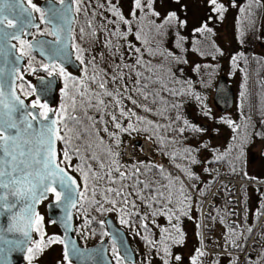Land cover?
I'll use <instances>...</instances> for the list:
<instances>
[{"label":"trees","instance_id":"trees-1","mask_svg":"<svg viewBox=\"0 0 264 264\" xmlns=\"http://www.w3.org/2000/svg\"><path fill=\"white\" fill-rule=\"evenodd\" d=\"M239 5L244 11L240 9L239 14H237L235 36L238 43L247 49L252 47L246 44L247 37L262 33L261 17L264 10V0H243L239 2ZM76 8L77 4L74 5L75 13H77ZM87 16L82 20L83 33L88 28L92 31L96 26V50L87 53V65L78 61V70H84L85 76L80 78L77 76V71L65 69L67 73L75 77V81L70 80L68 82V97H64L61 93V89L64 88V80L58 75L59 87L55 101V113L60 110L62 103L65 105L67 113L64 120L68 128L72 130L68 134L71 137L68 144L57 141L58 163L76 177L82 192L85 191V181L77 168L82 167L88 171V167L91 166L92 169V172L88 173L89 179L85 198L79 199V204L74 210V232L79 243L84 246H92L107 238L104 218L112 216L117 225L126 232L129 242L131 241L130 244L136 257L132 264H152L153 258H156L159 264H164L165 259L168 262L170 259L175 260L178 251L188 243L189 239L192 241L191 232H188L192 225L193 234L197 239L196 245L194 243L190 250L187 249L185 252L188 259L189 253H191L190 260H192L193 257H196V250L201 249V229L203 228L200 210L205 198L221 176L232 179L238 177L244 181L240 185L242 194L241 225L238 227L237 223L234 222L237 218L234 200L231 199L235 194L234 187L229 189L231 183L224 181L217 183L216 189L220 194L211 195L213 204L205 205L207 213L203 216L204 221L209 225L206 228L208 234L215 231L217 227L225 233L224 250L227 253L212 254L211 260L207 253L201 249L204 255L197 257L196 264H238L240 260L238 254L241 253H245L240 261L241 264H264V177L248 175L246 163L247 151L253 144L254 135L261 138L262 132L264 134V57L260 53H252L249 57L247 50L243 55L240 54L241 61L235 62L234 67L241 74L239 98L236 103L240 99L242 106L238 104L236 113L228 118L232 124L230 125L228 122L224 124L230 133L229 141L222 147L213 146L211 148L209 139L205 143L197 141L198 134H191L190 128L184 124V106H189L192 101L201 98L203 91L199 87L197 74L186 64L190 53L186 52L182 45L178 44L176 53V49H167V45L164 44L167 32L164 28H167L170 22L166 24L165 20L161 18L145 20L143 26L135 25L137 26L136 30L130 29L129 23H127L125 24L127 28L122 29L119 38L107 42L105 41L106 38L103 37L100 40L104 43L101 45L100 42L99 46L98 33L101 35L98 28L99 17L93 19V15L88 14ZM122 16L125 20H130L124 14ZM78 17L77 13L73 30H75ZM87 20L91 21L88 22ZM93 20H96L95 24ZM134 33H138L141 38L132 43L127 38L133 36ZM175 39L178 41L177 35ZM171 45L173 46V42ZM118 46L123 47L119 48ZM136 48H139L140 52H136ZM76 56L77 54L74 53L75 60H77ZM137 58L142 61L141 64H136ZM27 66L29 65L27 64ZM137 72L141 74L139 77ZM93 76L98 77L95 83L91 79ZM113 77H116V80H113ZM23 80L22 78L21 84L25 86L24 91L30 90ZM81 80H83L82 85L79 84ZM101 82H105L107 91L114 95L119 92L120 106H117L113 97L103 95L104 90L98 87ZM22 85L19 87V92L25 96L23 87L21 88ZM145 85L147 86L145 87ZM77 88H79V92H84L86 88L87 92L81 96ZM96 93H99V99L104 101L99 109L96 107ZM145 95H147V99L144 98ZM72 96H75L76 99L74 111L71 107L70 97ZM132 100L137 103L133 104ZM90 104L92 106H89ZM144 106L151 111H145ZM121 107L126 112L129 110L135 112L136 115L121 116ZM112 115H115L122 127H127V124L131 122L139 130L130 133L120 132L114 126ZM220 115L224 116L225 114ZM68 116H75L79 123L69 120ZM137 116L142 117L145 121H151V123H142L136 119ZM259 127L263 130L262 132ZM58 128L60 135L64 136L66 130L63 124H58ZM105 128L108 129L107 132L104 131ZM182 128L184 129L183 132L180 131ZM109 133L118 136L120 141L118 146L115 139L109 136ZM139 138L150 141L155 155L167 163L169 167L157 165L152 160L143 157L125 160L122 155L123 141ZM206 148H208L207 154H205ZM65 150L68 151L69 160H64L63 153ZM110 151L118 153V155H109ZM93 156L96 158L93 159ZM217 156L222 157V159H217ZM192 157H195L197 163L191 162ZM113 160L118 162L120 170L126 175L133 171V165L139 167L140 171L132 179L123 181L119 180L117 172L112 171V178L117 182L111 183L106 173L110 168L117 166L112 163ZM140 162L156 167L147 171L140 165ZM101 164H104V168L100 167ZM201 164H204L207 171L200 170ZM161 168L163 172H161ZM93 173L96 176H93ZM188 173L192 174L191 178H189ZM203 174L206 175L203 177ZM100 176L104 178L99 179ZM181 176L188 181V186ZM137 178L147 181L151 185L150 188L143 189L139 197L132 188V184ZM121 185L128 187L124 188V193L119 197L114 192L106 191L108 188L118 189ZM136 187L139 190L142 185L138 184ZM181 190L183 194H181ZM169 191L171 192V203H167ZM158 192H162L163 197L152 200L151 196ZM185 197L189 199L181 204L180 201L184 200ZM125 198L128 200L127 204L123 203ZM112 199L116 200L115 205L107 202V200ZM101 207L103 210H97ZM177 208L182 209L187 214L181 215L180 212L176 211ZM109 209L111 210L109 211ZM192 212L195 213L194 218ZM153 213L156 214L153 215ZM170 215L172 216L171 222L169 221ZM177 216H179L178 220L176 219ZM121 219L126 220L127 223L122 224ZM173 225H178L184 234L182 244H173L171 240L167 239L169 233L177 235ZM249 227L252 228L251 232L247 231ZM229 228L235 229V235L229 232ZM135 229L149 236L134 238L133 230ZM252 236L256 241V243L250 244L252 252H244ZM109 245L111 252L117 253L116 246L111 242ZM166 245L171 255H165L163 249ZM114 248L115 253L112 251ZM143 248H147L148 251L145 253ZM28 255L27 252L25 255L26 264H29L28 259H26ZM35 255L36 253L32 257L31 264H34ZM115 258V264H124L120 256ZM66 263L69 264V261ZM70 264L73 263L70 262Z\"/></svg>","mask_w":264,"mask_h":264},{"label":"rangeland","instance_id":"rangeland-1","mask_svg":"<svg viewBox=\"0 0 264 264\" xmlns=\"http://www.w3.org/2000/svg\"><path fill=\"white\" fill-rule=\"evenodd\" d=\"M219 4L224 6L225 11L221 16L220 13L214 12L213 5H211L208 0H153L152 9L149 10L147 5V0H141L142 9H135L134 7V0H79V7L77 24L75 25V30H73L72 34V49L75 54H77L76 50L74 51V45L78 46L79 49H82V57H83V64L87 65L86 62L88 58H86L87 53L89 51L96 50V37L94 36L93 31L89 28L86 32H81L83 29L82 20L88 14L87 10L89 11V15H93V19L96 17L99 19L98 28L100 30L101 35H99L98 45H103L102 39L103 37L106 38L105 41L116 40L119 38L120 34L122 33V29L125 30L127 28L125 23L121 21L118 17L113 15V12L110 10L112 7H115L119 12L124 14L130 20L129 26L130 29L136 30L137 26L135 25H144L145 20H153L154 18H161L166 20L169 13L174 12L176 14L177 19L170 22H165L167 28L166 30V41L164 44L167 45V49L175 50L177 53L178 44L182 45L186 52L190 53L188 56L186 64L189 68L195 71L199 79V87L202 89V96L201 98L192 101V105L184 106L183 117L184 120H187L189 124L194 125L198 128L204 129L201 132H193L191 129V134H198L197 141H207L210 140V147L213 146L222 147L226 145L229 141L230 133L224 124L228 121V118L233 116L238 108V104L242 106V100L236 103V100L239 98V88H240V81H241V74L234 67L235 62L241 61L240 54L243 55L248 50V56L252 53H260L264 57V10L261 17V24H262V33L261 35H257L256 38H253V42L251 43L252 47H248L247 49L243 47V45L239 44L236 40V21L238 19L237 14H239L241 5L239 3L232 4L229 0H217ZM133 11H135V16L132 15ZM156 12L159 15H152V12ZM77 13H75V18L77 17ZM88 22L91 20H87ZM135 21V23H133ZM180 21L184 23L181 24ZM93 23H96V20H93ZM81 25V27H80ZM207 26L210 28L211 31H197L202 26ZM96 27V26H95ZM120 30V31H119ZM129 32V31H127ZM126 32V33H127ZM138 33H134L133 36L127 38L130 42L135 43L138 41L137 39ZM178 36V41L175 39V36ZM141 38V37H140ZM249 37H247L248 39ZM123 39V37H122ZM246 39V42H247ZM170 40V41H169ZM173 42V46L171 45ZM119 43V42H118ZM163 44V43H162ZM163 44V46H164ZM119 48L123 46H118ZM237 57L235 61H233V57ZM251 59V58H250ZM77 62L80 60H76ZM251 61V60H250ZM81 62V61H80ZM44 64L40 60H35L31 62V67L35 68L36 71L29 70V66L25 67L24 76L26 80L29 78L39 77L42 74H47L41 70V65ZM77 76L81 78V76H85L84 70H77ZM225 75L227 77L229 85L235 91V100H234V108L230 111L225 113L224 116H221L217 113L212 105V94L214 87L216 85L217 79L219 76ZM22 85V84H20ZM23 86V85H22ZM59 87V85H58ZM22 88V87H21ZM199 88V89H200ZM200 89V90H201ZM23 93L29 92L24 91L25 86L22 88ZM21 95V94H20ZM27 104L32 105V102L35 100L34 95H21ZM236 103V104H235ZM55 106V105H54ZM54 106L50 109L55 110ZM236 106V108H235ZM38 108V107H37ZM40 109V108H38ZM207 112V115H205ZM253 115V113H252ZM225 127H224V126ZM207 127V128H206ZM218 128V129H217ZM260 128V127H259ZM261 132L263 131L260 128ZM207 143V142H206ZM208 147V148H210ZM204 150V153L207 154ZM247 173L252 177H264V134L262 132V137L258 138L257 135H254V141L251 147L247 151ZM207 158V155H205ZM204 157V158H205ZM127 160V159H125ZM129 161V159H128ZM167 168L169 166H166ZM220 170V167H218ZM200 170L205 171L204 164H201ZM206 174H203V177ZM184 183L188 186V181L181 176ZM226 176H221V178ZM228 178V177H226ZM238 177H236L237 179ZM219 179V180H220ZM239 181H242L239 178ZM80 184V183H79ZM260 184V183H257ZM234 187L235 194L231 199L234 200V210L237 212V218L234 222L237 223L238 227L241 225V213H242V194L240 192V186L235 183H232L229 186ZM217 183L210 189L209 195L205 198L204 204L200 210V220H201V249L205 251L208 255V258L212 260V254H224L227 253L224 250V245L226 241L225 233L222 232L218 227L212 233H207L206 228L209 225L206 224L204 221L203 214L207 213L205 205L206 204H213V200L211 199L212 194H220V192L216 189ZM81 191V185H80ZM54 196L52 193L49 195V200H54ZM47 201H42L37 209V213L43 217V232H44V240L45 243L49 237H58L61 240V232L55 226V224L47 218L45 205ZM264 214V212H263ZM192 217H195V213L192 212ZM191 229V230H190ZM257 229V228H256ZM134 238L137 239L142 238L141 236H149L144 235L141 231H137V229L133 230ZM193 227L192 225L189 227L188 232L190 233V239L188 243L184 245V247L178 251V255L181 256V261L176 260H169V264H192V260L189 259L187 249L190 248L195 243L196 245V237L193 234ZM189 234V233H188ZM38 235V236H37ZM77 238V237H76ZM41 239L40 235L33 231V239L29 245L33 246V242H37ZM105 239V238H104ZM137 239H135L137 241ZM131 242V241H130ZM256 241L254 240V236L250 238L249 244L247 245L244 252H252L250 244ZM81 245V244H80ZM84 246V245H82ZM145 249V248H143ZM113 251V250H112ZM148 249H145V253ZM108 254L112 260V263L115 264V257L119 258V253L113 254L110 250V245L108 244ZM115 255V256H114ZM240 257L239 263L241 264V260L243 259L245 253L238 254ZM149 257V256H147ZM151 257V256H150ZM115 258V259H114ZM152 259V257H151ZM152 264H159L156 258L152 259ZM34 263L36 264H67L68 260H65V253L63 249L62 243H52L46 244L43 247V250L36 253L34 258ZM120 262V261H119ZM146 262V261H145ZM26 264V262H24Z\"/></svg>","mask_w":264,"mask_h":264},{"label":"water","instance_id":"water-1","mask_svg":"<svg viewBox=\"0 0 264 264\" xmlns=\"http://www.w3.org/2000/svg\"><path fill=\"white\" fill-rule=\"evenodd\" d=\"M231 2L239 3L243 0H229ZM3 2V0H0ZM13 3V0H9ZM23 7V1L20 0ZM16 3V0H14ZM55 3V1H45L42 3V9H47L50 4ZM57 8L61 5L55 3ZM66 7H71L72 11L68 14L67 22L54 21V23H59L63 27V31L59 33L60 41L57 42L56 36L52 35L53 38L40 37L31 41L32 50L38 54L46 63L50 61H55L56 63H61L63 61L64 68H70L72 71H77L79 69L78 63L73 58V52L71 49V31L74 22V11L71 0H66ZM17 11L15 15L20 14L19 6L15 8ZM29 11H31L29 9ZM9 15V18H14L13 13L5 12ZM26 15V14H24ZM33 15V14H32ZM34 17V16H33ZM50 26L51 32L54 30L53 24L44 22ZM32 24L35 26H29L26 28L24 34L26 37L29 36V31L32 27H37L38 22L35 19L32 20ZM0 31L13 32L15 29H8L4 26H0ZM22 36V35H21ZM11 40L5 44L4 40L0 38V85H3L4 96L0 97V101L3 103H8L11 107L15 105V110L11 112V121L14 122L17 127L15 129H10L9 131L13 136L16 137V145L13 155L16 156V160L13 161L11 156H4L3 151L0 150V161H8V163H0V169L5 170L10 173V175L0 178L7 182L9 179L20 180L21 183L17 186H11L8 189L0 188V196H7V200L0 199V264H23L25 259L26 251L33 239V231L27 227L26 213L23 211L26 205L32 204V207L37 213L39 204L42 201H47L45 205L46 215L49 220H51L55 226L61 232V240L64 241L63 249L67 247L69 259L68 261L73 264H113L112 260L108 254V244L113 243L117 251L122 258L124 264H131L135 262V253L129 242L126 232L114 221L112 216H106L104 218V224L106 227L107 238L102 241L92 245V246H82L80 245L78 239L74 232V210L79 204V198H77V203L75 207L65 206L63 203H56L55 200H49L50 193H46V198L40 199L38 203L31 201L27 197H17L11 194L14 187L25 188L27 182L23 180L26 173L31 172L32 176L29 180L33 183L38 181L37 173L43 174L42 163H37L36 161H42L45 151V146L41 143L44 135H46V127L51 123L52 120H56L55 113L53 110L48 112V120H44L40 116L38 108H33L31 105L27 104L24 98H22L16 91V79L17 72L13 69H18V72L24 66V58L17 54L16 48L11 49ZM60 48L63 50V55H55V49ZM68 59H64V57ZM19 57V59H17ZM48 80L53 81L52 87L47 91V93L41 94L42 81L47 82ZM34 88L36 89L34 95L37 98L39 96L40 100L46 103L48 106L54 105L55 95L58 89V77L54 75L53 77H40L35 81ZM19 97V100L23 101V106L21 107L19 102L12 100V95ZM235 92L234 89L229 85L227 77L221 75L218 77L216 85L212 94V105L215 111L219 114H224L230 111L234 106ZM8 109H5L2 104H0V122L7 119L5 113ZM28 113H32L37 119L33 120L32 116H28ZM28 122H31L32 127L29 128ZM58 127V125H56ZM139 141H135V145L138 146ZM57 153V141L55 144ZM23 153V155H21ZM23 161L24 163H20ZM58 163V158H57ZM59 164V163H58ZM60 165V164H59ZM60 167L64 168L60 165ZM15 168V171L12 169ZM65 171L73 179L77 181L76 187L80 191V185L76 177L71 174L66 168ZM47 183V181H45ZM59 191L58 185H54ZM41 189H37L39 192ZM5 205H14L11 207H5ZM71 214V218L68 219V214ZM28 232V236L25 237L24 232Z\"/></svg>","mask_w":264,"mask_h":264},{"label":"snow or ice","instance_id":"snow-or-ice-1","mask_svg":"<svg viewBox=\"0 0 264 264\" xmlns=\"http://www.w3.org/2000/svg\"><path fill=\"white\" fill-rule=\"evenodd\" d=\"M208 2L213 5V11L214 12H218L221 14V16L223 15V12L225 11L224 6L222 4H219L217 2V0H208ZM27 3V7H23L20 0H16V3H10L9 0H3V2H0V26H4L8 29H15V31L13 32H6V31H0V38H2L5 42V44H7V42L9 40L15 39L19 42L20 44V48L16 49V51L19 52L20 57L23 56H27L30 55V51L32 49V45L21 39V35L24 34L25 30L27 27L29 26H35L32 24V20L34 19L32 13H39L40 14V18H41V22H47L50 24H53V28L54 30L51 32L52 35L56 36L57 38V42L60 41V35L59 33L61 31H63V27L61 24L59 23H54V21H62V22H67V17L68 14L72 11L71 7H66V0H55V3H58L59 5H61L60 8H57L55 6V3L50 4V6L45 10L42 9L41 7L37 6L36 4H34L32 2V0H26ZM71 3H75V4H79V0H71ZM152 5H153V0H147V7L149 10L152 9ZM20 8V14L15 16L14 18H9V15H6L5 12H12L13 9H15L16 7ZM134 7L135 9H142V5H141V0H134ZM29 9L31 11H29ZM77 12L80 10L79 7H77L75 9ZM113 12V15H115L116 17H118L121 21H123L125 24L129 23L127 20L124 19V17L121 15V13L119 12V10H117L115 7H112L110 9ZM241 11H244V9H241ZM26 14V15H24ZM152 15H159L156 12H152ZM133 16H135V11H133L132 13ZM176 14L174 12L169 13L165 22H171L173 20H176ZM181 24H183V21H180ZM197 31L203 32V31H211L210 28H207V26H202L200 29H197ZM81 32H83V29H81ZM137 39H140V36L137 35ZM77 52V56L76 59L80 60L81 63H83V57H82V49H79L78 46H73ZM11 49H15V45H10ZM136 52H140L139 48L135 49ZM55 55H63V50L60 48L55 49ZM17 59H19V57H17ZM64 59H68V57H64ZM233 61H235L237 59V57H233L232 58ZM142 61L137 58L136 60V64H141ZM41 68L48 73L49 77H53L54 75H59L61 78H63L64 80V88L61 89V93L64 97H68L69 93L67 92V88H68V82L70 80L75 81V77H72L69 73H67L65 71V68L63 66V61L61 63H56L55 61H50V63L48 64H42ZM29 70L31 71H36L35 68L31 67V63L29 64ZM2 69H0V73H2ZM14 72H18V69H13ZM141 74L139 72H137V76L139 77ZM19 79H22V77H18ZM122 78V77H121ZM92 81L95 83L98 79L97 76H93ZM113 80H116V77L112 78ZM137 83H139V81H137ZM79 84H83V80L79 81ZM53 85V81L52 80H48L47 82L42 81V88H41V94L47 93V91L52 87ZM147 85H145L146 87ZM23 87V86H21ZM29 87L31 88L32 86L29 85ZM98 87L103 91V95L105 96H109V97H113V99L116 100V104L117 106H120V100L118 99L119 96V92H117L115 95L112 92L107 91L106 87H105V82H101L99 83ZM36 89L32 88L31 92H25V95H32L33 93H35ZM77 91L79 92V88H77ZM137 91H139V89H137ZM87 92V89L85 88L84 92H79V94L81 96L85 95V93ZM175 94V93H174ZM97 97V105L96 107L99 109L100 106H102L104 104V101L99 99V93L95 94ZM241 95H243V93H241ZM4 96V91H3V85H0V97ZM145 99H147V95H145L144 97ZM12 100H16L19 102L20 106H23V101L19 100V97L15 96L14 93L11 97ZM71 99V107L73 109V111L76 108V99L75 96L70 97ZM129 99H131V97H129ZM133 104H136L137 102L135 100H132ZM0 104H2V106L5 109H8V111L5 113V116L7 117L6 120L0 122V150L3 151L4 156L8 157L11 156V159L13 161L16 160V156L13 155V152L15 150V145H16V137L13 136L11 134V132L9 131L10 129H15L17 127V125L11 121V112L13 110H15V105H12L11 107L9 106L8 103H3V101H0ZM33 108H40L41 112H40V116L43 117L44 120H48V112L51 111V109L48 107V105L46 103H41L39 96L37 97L36 100H34L32 102L31 105ZM89 106H92L91 104ZM139 106V105H138ZM144 110L145 111H151V109L147 108L146 106H144ZM67 113V109L65 107V105L62 103L61 104V108L60 110L56 113L58 119L57 120H52L51 123L49 125H47L46 127V135L43 136L41 143L45 146V151H44V156H43V160L42 161H36L37 163H42L43 165V174H39L37 173L38 176V181L36 183H33L29 180V177L32 176L31 172H28L24 175L23 180L27 182V186L25 188H21V187H14L11 194L13 196H17V197H27L29 198L31 201L38 203L40 199L46 198V193H52L54 198H55V202L56 203H63L66 207L67 206H71V207H75L76 203H77V198L79 199H84L85 198V192L87 191V181L89 179L88 173L92 172L91 166L88 167V171H85L84 168L82 167H78L77 170L81 172V175L85 181V191H79L78 188L76 187L77 185V181L75 179H73L71 176L68 175V173L65 171L64 168L60 167V165L57 163V153H56V148H55V144L56 141H63L65 144H68L71 140V137L68 135L72 130L68 128L67 123L65 122L64 118L65 115ZM28 116H32V119L35 120L37 119L36 116H34L32 113H28ZM111 115V114H110ZM120 115L121 116H125V117H129L131 116H135V112H132L131 110L129 111H124V109L121 107L120 108ZM205 115H207V112H205ZM69 120H73L76 121L77 123H79V120L75 117V116H68ZM89 119H92L91 117H89ZM136 119L138 121H141L142 123H148L150 124L151 121H145L142 117H136ZM112 121L114 123L115 128H117L120 132H132V131H138L139 129L136 128V126L129 122L127 124V127H122L121 124L116 120L115 115H112ZM230 125L232 124L231 121H227ZM57 124H63L65 131V135L61 136L60 135V129L58 127H56ZM184 124L190 128L193 132H201L204 131V129L202 128H198L194 125L189 124V122L187 120L184 121ZM29 128L32 127L31 122H28L27 125ZM147 130V129H145ZM105 132L108 131L107 128L104 129ZM181 132L184 131V129H180ZM109 136L112 137L113 139H115L117 146L119 145L120 141L119 138L116 134L114 133H109ZM89 147H91V145H89ZM78 151V150H77ZM21 155H23V153H21ZM64 160H69L70 156L68 154V151L65 150L64 153ZM109 155H118V153H112L111 151L109 152ZM93 159H95L96 157L93 156ZM217 159H222V157L217 156ZM191 162L192 163H197L195 157L191 158ZM0 163H8V161H0ZM20 163H24L23 161H21ZM112 163L114 165H117L115 168H110L109 171L106 173L109 181L111 183H116L117 181L114 180L112 178V171H115L119 174V180L123 181V180H129L132 179L133 177L137 176V173H139L140 168L137 167L136 165L132 166L133 171L130 172V174L126 175L125 172L120 170V166L118 165V162L113 160ZM140 165L145 168L147 171H151L152 167H156L154 165H146L143 164V162H140ZM101 168H104V164L100 165ZM12 171H15V168L12 169ZM205 171H207V169H205ZM161 172H163V169L161 168ZM10 175V173L6 172L3 169H0V178H4L6 176ZM189 178H191L192 174L188 173ZM93 176H96L95 173H93ZM99 179H103V176L98 177ZM47 181V183L45 182ZM21 183L20 180L17 179H9L7 182H5L3 179H0V188H4V189H8L11 186H17ZM142 185L141 189H137V185ZM54 185H58L60 190H57V187H55ZM128 187L127 185H121L120 188L118 189H113V188H108L106 191L109 193H115L116 196H121L124 193V188ZM151 185L149 182L147 181H143V180H139L138 178L134 181V183L132 184V188L134 191H136L137 196H140V193L143 191V189H148L150 188ZM41 189L39 192L37 191V189ZM181 194L182 190H181ZM163 193L162 192H158L155 195L151 196L152 200H158V197H163ZM171 192L169 191V199L167 201V203H171ZM7 196H0V199L2 200H7ZM189 198L185 197L184 200L180 201L181 204H184ZM108 203L115 205L116 204V200L112 199V200H107ZM93 203H96V201H93ZM124 204L128 203V200L125 198L123 200ZM14 206V205H11ZM9 205H5V207H11ZM149 207H151V205L149 204ZM97 210H103L102 207L100 209ZM111 209H109L110 211ZM23 211L26 213V220H27V227L29 229H31L32 231L37 232L41 239L37 242H33V246L28 247L27 252L29 253V255L26 257V259H28L29 264H31V260L32 257L35 253H38L40 251L43 250V247L46 246V244H52V243H64L63 240H60L58 237H49L47 239V242L45 243L44 240V232H43V217H41L38 213H35L32 204H28L25 206V208L23 209ZM171 212V210H169ZM176 211L180 212L181 215H186L187 213L184 212L182 209L177 208ZM156 213H153V215H155ZM172 215H175V213H172ZM68 219L71 218V214H68ZM171 218L172 216H169V221L171 222ZM176 219H179V216L176 217ZM55 222V221H53ZM121 223L122 224H126L127 221L124 219H121ZM221 223H223V221H221ZM175 233L177 235H172L171 233H169V235L167 236V239L171 240L173 244H182L183 243V233L181 232L180 228L178 225H173L172 226ZM166 231V230H164ZM248 232L252 231V228L249 227L247 229ZM229 232H231L233 235H235V229L233 228H229ZM25 237L28 236V232L25 231L24 232ZM239 247V245H236ZM164 253L166 256L171 255L168 246L166 245L164 247ZM114 253H115V248L113 249ZM204 255L203 251L201 249H197L196 250V257L192 258V264H196V259L199 256ZM69 259V255H68V250L67 247L65 249V260ZM181 256L180 255H175V260L176 261H181ZM70 264V262H69ZM164 264H168V260L165 259L164 260Z\"/></svg>","mask_w":264,"mask_h":264},{"label":"flooded vegetation","instance_id":"flooded-vegetation-1","mask_svg":"<svg viewBox=\"0 0 264 264\" xmlns=\"http://www.w3.org/2000/svg\"><path fill=\"white\" fill-rule=\"evenodd\" d=\"M23 1V3H24V5L25 6H27V3H26V0H22ZM45 1H48V0H32V2L34 3V4H36L37 6H39V7H41L42 8V3L43 2H45ZM51 1H55V0H51ZM12 3V2H11ZM13 3H14V0H13ZM72 5H73V11H74V5H75V3H72ZM16 9H13L12 10V12H10V13H13V17H14V15H15V13L17 12V11H15ZM87 13L89 14V11L87 10ZM17 14V13H16ZM33 14V16H34V19H35V21H37L38 22V26L37 27H32L31 29H30V31H29V36L28 37H26L25 36V34H23L20 38L21 39H23V40H25V41H27V42H29L30 44H31V41L32 40H34V39H37V38H40V37H46V38H50V39H52L53 38V36H52V34H51V30H50V26L49 25H47V24H45L44 22H41V18H40V14L39 13H32ZM87 14V15H88ZM74 15H75V12H74ZM86 15V17H88ZM16 16V15H15ZM74 22H75V18H74ZM74 22H73V25H74ZM72 31H73V29H72ZM92 31H93V33H94V36L96 37V27L94 28V29H92ZM72 42H73V40H72V33H71V49H72ZM11 43L13 44V45H15V48L16 49H19L21 46H20V44H19V42L17 41V40H15V39H12L11 40ZM17 52V54L18 55H20L19 54V52L18 51H16ZM72 52H73V49H72ZM23 58H24V66H23V68L19 71V72H17V79H16V91L18 92V94L20 95V92H19V87H20V84H21V79H19L18 77H22L24 80H25V85L28 87L29 85H31L32 87L30 88L29 87V89L30 90H28L29 92H31L32 91V88H34V84H35V81L38 79V78H40V77H48V73L47 74H42L41 76H39V77H32V78H29V80H26V78H25V76H24V70H25V67L27 66V64L29 65L31 62H34L35 60H40L41 62H43L44 64H47L46 63V61H44L40 56H38V54L36 53V52H34L32 49H31V51H30V55H27V56H23ZM73 58H74V52H73ZM41 68V67H40ZM65 69H68V67L67 68H65ZM41 70L42 71H44L42 68H41ZM45 72V71H44ZM23 80V81H24ZM28 84V85H27ZM58 85H59V78H58ZM57 91H58V89H57ZM56 94H57V92H56ZM33 95H34V93H33ZM21 96V95H20ZM22 97V96H21ZM23 98V97H22ZM34 98H35V100L37 99L36 97H35V95H34ZM41 101V100H40ZM55 101H56V97H55ZM41 103H44L43 101H41ZM30 105V104H29ZM54 105H55V102H54ZM54 105H52V106H54ZM52 106H48L49 108H51ZM54 108H55V106H54ZM39 110V113L41 112V109H38ZM54 112H55V110H54ZM56 114V113H55ZM56 116V115H55ZM153 163H156L157 165H160V166H162V164H160V162H153ZM26 253H27V251H26ZM26 255V254H25ZM24 262H25V259H24ZM33 263H34V261H33ZM24 264V263H23ZM35 264V263H34Z\"/></svg>","mask_w":264,"mask_h":264},{"label":"built area","instance_id":"built-area-1","mask_svg":"<svg viewBox=\"0 0 264 264\" xmlns=\"http://www.w3.org/2000/svg\"><path fill=\"white\" fill-rule=\"evenodd\" d=\"M253 38H256V36L254 35L252 37H249L247 39V43L251 44L253 42ZM137 150L138 152L135 151L134 143L131 140H127L123 143L122 151L124 158L126 159H131L138 156L154 158L153 147L147 140H142ZM233 183L237 184V182L235 181H233Z\"/></svg>","mask_w":264,"mask_h":264}]
</instances>
